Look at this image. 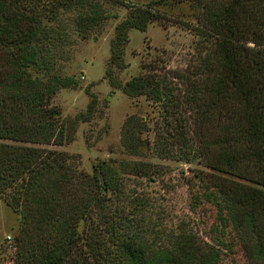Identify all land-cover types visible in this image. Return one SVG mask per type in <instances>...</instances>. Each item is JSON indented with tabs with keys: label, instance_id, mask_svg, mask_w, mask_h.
I'll use <instances>...</instances> for the list:
<instances>
[{
	"label": "trees",
	"instance_id": "1",
	"mask_svg": "<svg viewBox=\"0 0 264 264\" xmlns=\"http://www.w3.org/2000/svg\"><path fill=\"white\" fill-rule=\"evenodd\" d=\"M176 1L196 22L189 72L168 78L152 61L124 84L113 76L124 69L128 30L158 19L148 4L127 7L114 26L103 78L160 109L151 142L141 118H125L126 155L204 168L180 185L189 211H213L207 241L180 224L166 229L168 213L148 190L163 184L166 167L106 160L84 173L45 148L70 141L77 124L50 104L74 85L51 73L52 59L68 29L86 41L101 26L100 0H0V200L19 219L13 264H236L238 255L264 264V0Z\"/></svg>",
	"mask_w": 264,
	"mask_h": 264
},
{
	"label": "rangeland",
	"instance_id": "2",
	"mask_svg": "<svg viewBox=\"0 0 264 264\" xmlns=\"http://www.w3.org/2000/svg\"><path fill=\"white\" fill-rule=\"evenodd\" d=\"M100 2L106 15L101 26L86 41H80L68 29L64 45L52 59L51 73L72 79L74 85L60 89L50 104L59 111L62 120H76L77 124L70 141L61 146L45 148L70 156V162L84 173H89L96 162L106 160L142 161L166 167L163 184L158 183L148 189L150 196L168 213L166 229H174L180 224L197 234L199 239L207 241L205 234L213 221V211L205 205L194 212L189 211L186 190L180 185L192 170L204 168L199 164L156 159L146 151L137 157L126 155L119 144L120 129L125 118H141L148 127L141 137L151 142L153 130L160 125V109L143 97L127 98L118 89H111L103 78L114 26L125 18L127 7L148 4L153 7L158 19L152 20L144 32L128 30L122 54L124 69L113 68V76L124 84L144 73L141 63L146 65L152 61H156L160 75L168 78L173 73L189 72L197 56L194 46L196 38L191 31L196 25L194 14L187 3L176 0L161 3L158 0ZM69 19L68 16L61 17L67 28ZM91 102L92 113L85 121L86 107ZM18 223V216L0 200V264H13ZM235 259L236 264H247L240 255ZM227 262L228 259L222 264Z\"/></svg>",
	"mask_w": 264,
	"mask_h": 264
}]
</instances>
